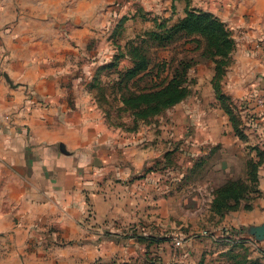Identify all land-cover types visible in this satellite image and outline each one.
<instances>
[{
  "label": "crops",
  "instance_id": "crops-1",
  "mask_svg": "<svg viewBox=\"0 0 264 264\" xmlns=\"http://www.w3.org/2000/svg\"><path fill=\"white\" fill-rule=\"evenodd\" d=\"M248 2L237 10L248 33L240 40L245 56L227 86L241 109L244 136L219 106L205 111V121L176 124L182 136L187 127L194 129L189 142L198 148V164L206 173L196 184L182 175L177 188L172 171L154 167L164 153L154 124L149 135L126 134L94 121L92 114L89 119L78 102L71 106L63 62L73 49L60 25L7 21L15 11L46 14V2L0 0L1 261L199 264L210 251L205 245L210 235L203 227L190 228L189 221L196 211L204 220L216 191L231 181H243L258 193L246 195L229 226L259 236L264 246V104L258 103L264 98V0ZM176 153L182 163L190 155ZM250 164L257 167L256 182ZM176 221L190 228L178 252ZM138 236L166 241L142 242Z\"/></svg>",
  "mask_w": 264,
  "mask_h": 264
},
{
  "label": "rangeland",
  "instance_id": "rangeland-1",
  "mask_svg": "<svg viewBox=\"0 0 264 264\" xmlns=\"http://www.w3.org/2000/svg\"><path fill=\"white\" fill-rule=\"evenodd\" d=\"M42 1L48 7L46 14L39 10L15 11L7 21L60 25L62 37L73 49L63 62V70L69 73L64 82L71 106L78 102L80 112L88 113L89 119L92 114L94 121L126 134L147 131L149 135L154 124L164 152L154 167L172 171L177 188L182 187V175L189 184L204 179L198 148L189 142L194 129L187 127L182 136L175 125L205 121V111L216 110L217 106L238 117L241 109L227 86L230 73L245 56L240 40L248 34L244 23L238 22L237 10L250 2ZM144 62L146 70L132 74ZM210 114L214 119L216 114ZM178 150L191 156L182 163ZM245 200L237 210L216 213L211 207L204 211V220L199 219V211L192 214L190 228L203 227L207 229L205 235H210L205 244L210 251L199 264H264L259 237L242 227L229 226L232 212L240 210ZM216 217L223 220L221 224L216 223ZM220 226L225 228L218 229ZM190 228L175 222L173 243L177 252L186 243ZM29 250L34 253L36 246ZM0 264H5L1 258Z\"/></svg>",
  "mask_w": 264,
  "mask_h": 264
},
{
  "label": "trees",
  "instance_id": "trees-1",
  "mask_svg": "<svg viewBox=\"0 0 264 264\" xmlns=\"http://www.w3.org/2000/svg\"><path fill=\"white\" fill-rule=\"evenodd\" d=\"M147 68V63H141L137 66V69L132 72V74H138ZM177 87V86H176ZM175 87V88H176ZM172 88V87H171ZM229 114V112L227 111ZM231 116V120L233 121L234 128L238 134H240L241 137H243V132L240 129L241 126V120L239 117H236L233 115V113L229 114ZM237 118V119H236ZM238 120V121H237ZM250 171L249 176H251V180L253 182H256V165L250 164ZM254 193L257 195L258 191L256 188L250 189L249 186L243 182V181H231L218 189L215 193V199L212 205V210L216 213H222L225 210H237L239 207L238 205L240 202L246 198V195ZM140 241H149L151 243H160L166 241V238L162 237H143L138 236L137 237ZM238 264V263H236ZM254 264V263H253Z\"/></svg>",
  "mask_w": 264,
  "mask_h": 264
},
{
  "label": "built area",
  "instance_id": "built-area-1",
  "mask_svg": "<svg viewBox=\"0 0 264 264\" xmlns=\"http://www.w3.org/2000/svg\"><path fill=\"white\" fill-rule=\"evenodd\" d=\"M259 103H261V105H263L264 104V98H260Z\"/></svg>",
  "mask_w": 264,
  "mask_h": 264
},
{
  "label": "water",
  "instance_id": "water-1",
  "mask_svg": "<svg viewBox=\"0 0 264 264\" xmlns=\"http://www.w3.org/2000/svg\"><path fill=\"white\" fill-rule=\"evenodd\" d=\"M259 237V236H258ZM259 239H261V238H259Z\"/></svg>",
  "mask_w": 264,
  "mask_h": 264
}]
</instances>
